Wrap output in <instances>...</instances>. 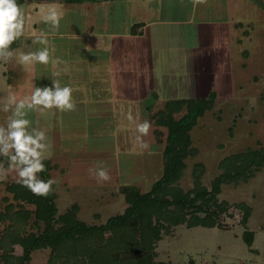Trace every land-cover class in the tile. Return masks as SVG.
Returning a JSON list of instances; mask_svg holds the SVG:
<instances>
[{"label": "rangeland", "instance_id": "obj_1", "mask_svg": "<svg viewBox=\"0 0 264 264\" xmlns=\"http://www.w3.org/2000/svg\"><path fill=\"white\" fill-rule=\"evenodd\" d=\"M39 1L17 0L25 14V26L23 35L14 42L12 50L28 53L47 47L49 62L25 66L17 63L15 57L11 60L0 59V126H6L7 116L10 115L2 110L9 91L15 92L18 99L23 98L30 96L35 87L52 86L53 79L59 80L62 87L73 89L74 110L53 108L29 111L26 117L32 122V127L45 131L47 136L50 179L56 181V219L75 206L78 221L100 227L107 224L111 217L123 214L129 206L123 187L134 185L142 193L152 191L156 181L164 174L168 135L167 127L156 125L152 115L164 108L167 100L201 97L199 95L206 97L209 91H217L214 107L199 118L191 132L196 155L186 159L184 175L174 183V187L179 186L185 191L192 189L195 184L192 171L195 164L200 162L205 166L201 183L211 188L214 179L223 172L219 166L223 158L247 148L259 149L264 146V0L247 1V5L242 4L241 9L237 10L235 19L238 17L247 24L242 27L247 29L250 37H244V45L237 46L234 40L236 32L232 33L230 56L233 62L230 74L219 73L222 62L219 63L215 46L223 38L214 34L216 20L224 13V21L228 20L225 16H231L230 13L226 14V8L219 9L208 18H202L201 13L196 15V20L201 18L204 27L202 35L208 46L203 58L192 59V47L198 46L201 41L199 35L189 32V24L179 29L183 33H170L168 46L171 49H155L154 63L146 69H150V73L146 72L147 77L128 71L127 84H123L125 90L122 95L118 91L123 98L118 95V99L126 104L125 101L131 99L133 94L139 97L143 103L139 123L145 120L151 123L147 136H140L136 131L134 125L138 122L130 123V129L125 123L128 120H123V125L117 124V100L113 98L116 85L111 84L106 71L99 72V76L90 74V52L82 48L78 55L74 51L73 57L70 50L74 48L73 42H76L73 36L44 37L40 34L59 25L42 20L50 7L57 11V6H42ZM70 21L72 24V20L66 17L59 23L64 28H70ZM38 39H46L47 44L37 43ZM246 48L248 50L243 51ZM222 76L226 81L218 83ZM149 78H152V83L147 82ZM182 115L183 112H179L176 117ZM122 118L120 114L119 119ZM98 162H103L107 167L111 177L109 181L97 183L90 177L88 170L95 168ZM0 163L7 167L4 157H0ZM13 184H16L14 173L6 181H0V213L3 214V219H0V240L8 234L10 226H14L16 232L23 231V234L39 233L46 227L35 221V205L17 199L10 191L9 187ZM218 197L220 201L230 204L217 218L221 227H191L188 225L189 214L177 223L174 217L180 214L174 207L171 208L172 217L163 218L157 223L161 236L154 247L155 261L175 264H200L203 261L206 264H264V168L247 182L225 183ZM241 203L252 208L248 225L243 223L244 209L236 206ZM24 209L32 212V217L27 223L24 220L16 223L19 211ZM200 215L205 216V213ZM246 230L255 233L252 248L244 238ZM67 248L69 245L60 247L62 252ZM255 248H259V253L254 251ZM3 250L8 256L24 254L20 244H15L13 249L0 247V253ZM102 253L98 259H102ZM51 254L50 247L36 249L25 264H62L52 259ZM88 262L85 260V263Z\"/></svg>", "mask_w": 264, "mask_h": 264}, {"label": "trees", "instance_id": "obj_2", "mask_svg": "<svg viewBox=\"0 0 264 264\" xmlns=\"http://www.w3.org/2000/svg\"><path fill=\"white\" fill-rule=\"evenodd\" d=\"M14 47L15 43L11 45V49ZM216 98L217 91L212 90L206 97L167 100L164 108L153 113L154 123L168 129L164 174L156 181L152 191L147 193H142L134 185L123 187L129 206L123 214L111 217L103 226H89L78 221L75 206L56 219L55 184L46 197L36 196L18 183L11 185L9 189L17 199L35 205V221L46 227L39 233L23 234V231L16 232L14 226H10L8 234L0 240V247L13 249L15 244H20L24 254L19 257L8 256L6 250H3L0 253V264H25L31 259L32 251L43 247H50L51 258L62 264H175L155 261L154 247L161 236L157 223L163 218H171V208L174 207L180 214L178 217L176 214L173 216L177 223L189 214L188 225L191 227H221L217 221L219 213L226 211L230 205L227 201L219 200L222 185L239 183L241 180L247 182L264 168V146L259 149L247 148L222 159L219 166L223 172L214 179L211 188L201 183L205 166L200 162L195 164L192 171L195 177L192 189L185 191L179 186L174 187V183L184 175L186 159L197 152L191 132L199 118L214 107ZM179 112H183V115L177 118L176 114ZM44 164L45 170L38 175L48 180L51 163L45 159ZM236 206L244 209L243 223L247 224L252 212L251 206L244 203ZM19 212L16 223H21L22 220L27 223L32 217V212L25 209ZM200 213H205V216ZM0 217L3 219L2 213ZM253 235L251 231L244 232L249 245L252 244ZM67 245L69 248L62 252L60 247ZM101 252H104L102 259H98ZM85 260L89 262L85 263Z\"/></svg>", "mask_w": 264, "mask_h": 264}, {"label": "crops", "instance_id": "obj_3", "mask_svg": "<svg viewBox=\"0 0 264 264\" xmlns=\"http://www.w3.org/2000/svg\"><path fill=\"white\" fill-rule=\"evenodd\" d=\"M247 1L250 0H40L38 3L42 6L48 4L57 6L60 22L66 20V17L72 20V24L71 21L68 22L70 28H64L59 23V27H52L51 30H44L40 34L44 37L50 35L71 38L73 36L72 39L76 42H73L74 48H70L72 50L71 56H73L74 51L78 55L82 48L90 52L89 55L92 57V59L88 58L90 59V74L99 76V72L105 73V71L109 74L111 84L116 85L113 98L117 100L115 101L117 124L123 125L122 121L128 120L125 123H128L126 126L130 129V123H139L143 103L133 93L131 99L125 101L126 104L118 99V91H121L122 95V91L125 90L123 84H127L128 73L131 72L143 78L147 77L150 69H146L149 66L152 67L154 63L155 49L160 48V51L171 49L168 46L171 39L170 35L183 33L179 29L189 24L191 26L189 32L199 35L198 39L201 41L198 46L192 47V59L203 58L208 46L205 44L207 42L203 37L204 34L202 35L204 27L201 18L199 21L196 20V15L201 13L202 18H208L212 17V14L214 15L219 9L226 8V14L230 13L231 16L227 15L225 18L230 22L224 21L223 15L225 13L221 15L219 20H216L217 24L214 25L216 28L214 34L223 38L215 46L220 59L219 63L222 62L219 73L230 74L233 62V58L230 56L232 53L230 47L233 42L232 35L234 36L232 33L236 32L234 40L237 46L245 42L244 37H250L247 29L242 27L246 23H243L238 17L235 19L237 10L241 9L242 4L247 5ZM65 7L67 10H64ZM249 24L251 25V23ZM208 27L211 28V26ZM246 50L248 49H243V51ZM112 75L113 77H111ZM224 77L219 79L218 83H222L225 80ZM147 82L152 83V78H149ZM121 95L119 97L123 98ZM154 104L157 105V103ZM120 114L123 115L122 119H119ZM129 116L132 117V120L128 119ZM122 128L120 127V129ZM253 234L250 248L255 243V233ZM255 249L254 251L259 253V248ZM200 264H206V262L203 261Z\"/></svg>", "mask_w": 264, "mask_h": 264}, {"label": "clouds", "instance_id": "obj_4", "mask_svg": "<svg viewBox=\"0 0 264 264\" xmlns=\"http://www.w3.org/2000/svg\"><path fill=\"white\" fill-rule=\"evenodd\" d=\"M44 20L58 26L59 15L54 7H50ZM24 26L25 14L17 0H0V59L11 60L15 57L17 63L25 66L47 64L50 58L47 47L28 53L11 50V45L23 35ZM36 42L47 44L46 39ZM72 93L71 87H62L56 79H53L52 86L35 87L30 96L23 98L18 99L15 92L9 91L2 110L10 115L7 116L6 126H0V157L7 159V167L0 163V181H6L14 173L16 183L34 195L46 197L50 194L56 181L44 180L38 175L45 170L47 136L45 131L32 127V122L26 117L29 111L53 108L60 111L74 110L76 104ZM128 119L132 120V117ZM150 129L151 123L147 120L136 124L140 136H147ZM144 146L147 147L146 144ZM88 171L97 183L111 179L103 162H98L95 168Z\"/></svg>", "mask_w": 264, "mask_h": 264}]
</instances>
